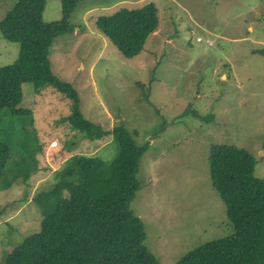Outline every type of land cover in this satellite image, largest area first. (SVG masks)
I'll list each match as a JSON object with an SVG mask.
<instances>
[{"label":"rangeland","instance_id":"obj_1","mask_svg":"<svg viewBox=\"0 0 264 264\" xmlns=\"http://www.w3.org/2000/svg\"><path fill=\"white\" fill-rule=\"evenodd\" d=\"M15 1L0 0V17ZM146 1L79 0L69 17L73 31L53 39L48 58L52 72L76 90L84 118L100 131L123 124L137 145L147 144L130 207L158 264H174L196 245L232 230L211 186V143L245 148L255 159L253 173L264 175V55L254 53L264 48V0H152L156 30L139 54L126 58L93 19ZM60 16V0H45L43 21ZM194 34L212 44L195 42ZM17 48L0 37V66L16 58ZM21 91L20 105L31 109L34 129L24 131L0 110V134L12 151L6 173L32 156L38 168L26 181L20 177L0 190V264L38 230L41 215L32 196L55 169L72 154L107 162L118 150L111 135L88 136L76 127L68 96L29 82ZM205 114L211 120L201 118Z\"/></svg>","mask_w":264,"mask_h":264},{"label":"trees","instance_id":"obj_2","mask_svg":"<svg viewBox=\"0 0 264 264\" xmlns=\"http://www.w3.org/2000/svg\"><path fill=\"white\" fill-rule=\"evenodd\" d=\"M78 1L60 0L61 16L49 22L42 19L45 0H16L4 11L0 37L19 48L15 59L0 66V110L12 115L16 126L32 130V111L20 105L21 86L27 82L39 89L51 86L71 100L69 118L76 127L88 136L92 131L111 135L118 144L117 154L107 162L90 154H72L41 183L32 196L41 215L39 228L13 247L3 264H158L143 244L142 220L130 207L147 144L137 145L123 124L100 131L81 114L74 87L51 70V43L56 36L73 31L69 17ZM93 26L124 57L131 58L156 30V6L152 0L135 7L120 6L95 15ZM254 53L264 55V48ZM201 118L211 120L212 114ZM6 138L0 134V190L20 177L26 181L38 168L32 156L15 173H6L12 152ZM254 164L253 155L243 147L210 144L211 186L225 204L232 230L196 245L174 264H264V175L253 173Z\"/></svg>","mask_w":264,"mask_h":264},{"label":"built area","instance_id":"obj_3","mask_svg":"<svg viewBox=\"0 0 264 264\" xmlns=\"http://www.w3.org/2000/svg\"><path fill=\"white\" fill-rule=\"evenodd\" d=\"M190 33L193 34V31L190 30ZM194 41L195 42L203 41L206 45H211L212 44V41L209 38L202 39L201 36L196 35V34H194ZM57 145H58V141L57 140H53L50 143V146H52V147H56Z\"/></svg>","mask_w":264,"mask_h":264},{"label":"crops","instance_id":"obj_4","mask_svg":"<svg viewBox=\"0 0 264 264\" xmlns=\"http://www.w3.org/2000/svg\"><path fill=\"white\" fill-rule=\"evenodd\" d=\"M152 34H154V33L152 32L151 35H152ZM63 160H64V159H63ZM55 170H56V169H55ZM55 170H54V171H55ZM54 171H53V172H54Z\"/></svg>","mask_w":264,"mask_h":264}]
</instances>
